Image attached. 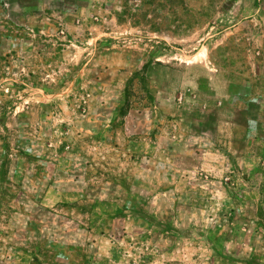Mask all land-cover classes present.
<instances>
[{
	"label": "rangeland",
	"instance_id": "374dc122",
	"mask_svg": "<svg viewBox=\"0 0 264 264\" xmlns=\"http://www.w3.org/2000/svg\"><path fill=\"white\" fill-rule=\"evenodd\" d=\"M0 264H264V0H0Z\"/></svg>",
	"mask_w": 264,
	"mask_h": 264
}]
</instances>
